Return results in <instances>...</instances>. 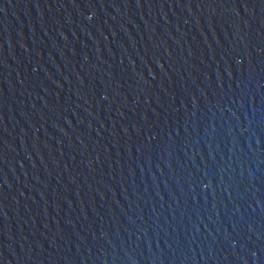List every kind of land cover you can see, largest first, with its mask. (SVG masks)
Instances as JSON below:
<instances>
[{
    "label": "water",
    "instance_id": "95a60500",
    "mask_svg": "<svg viewBox=\"0 0 264 264\" xmlns=\"http://www.w3.org/2000/svg\"><path fill=\"white\" fill-rule=\"evenodd\" d=\"M0 264H264V0H0Z\"/></svg>",
    "mask_w": 264,
    "mask_h": 264
}]
</instances>
